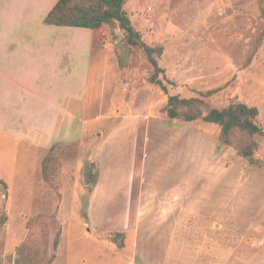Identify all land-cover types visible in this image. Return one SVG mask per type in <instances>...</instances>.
Instances as JSON below:
<instances>
[{"label":"rangeland","instance_id":"374dc122","mask_svg":"<svg viewBox=\"0 0 264 264\" xmlns=\"http://www.w3.org/2000/svg\"><path fill=\"white\" fill-rule=\"evenodd\" d=\"M259 1L126 0L125 10L149 44L164 48L159 64L174 83L165 82L172 94L198 98L199 93L217 90L205 99L209 108L245 103L259 109L258 123L264 128V36L256 40L264 30L260 20L264 0L262 5ZM15 10L16 14H31L37 24L31 33L41 32L45 17L33 0H17ZM101 30L108 37L110 61L120 83L123 80L126 87L131 86L126 89L130 95L124 108L129 110L136 94L145 89L148 100L145 95L144 102H151L153 116L167 127L198 131L197 185L177 190L183 203L189 195L196 197L198 214L182 217L180 231L165 249V264H264V139L257 138L259 147L248 161L233 147L217 149L218 127L202 121H170L168 97L149 83L152 67L143 52L131 51L130 60L129 50L120 41L121 32L107 25ZM114 32L119 40L113 39ZM118 92L116 100L122 102L120 87ZM119 120L113 115L101 129L87 133L80 147L71 145L60 154L61 163L68 166L62 182L69 188L76 176L85 189L78 193L74 218L66 219L64 212L53 217V201L43 204L38 199L42 192L56 196L42 178L44 157L38 171L39 159L29 149L11 153L5 163L0 157V264H13L15 258L16 264H148L155 258L152 238L157 231L124 237L114 233L126 232L118 230L130 227L137 218L134 214L119 216L109 211V215L94 218L90 212L92 187L100 174L95 160L98 132L106 135ZM78 163L82 166L75 171ZM90 220H95L92 232L84 226Z\"/></svg>","mask_w":264,"mask_h":264},{"label":"crops","instance_id":"0c3cea01","mask_svg":"<svg viewBox=\"0 0 264 264\" xmlns=\"http://www.w3.org/2000/svg\"><path fill=\"white\" fill-rule=\"evenodd\" d=\"M33 1L46 18L59 0ZM16 5L17 0H0V157L5 163L11 153L29 149L39 159L38 171L42 158L56 147L59 162L54 163L52 176L59 189L46 182L42 165L44 183L56 196L42 192L38 199L43 204L53 201V217L64 212L66 219L74 218L78 193L85 189L76 176L69 188L62 182L68 166L61 163L60 154L71 145L80 147L87 133L118 116L120 122L106 135L98 132L95 160L100 174L92 187L90 212L94 218L109 211L119 216L134 214L137 218L130 227L118 231L126 235L157 231L152 238L156 256L148 264H165V249L180 231L182 217L198 214L196 197L189 195L183 203L177 192L197 185L198 131L169 128L153 116L151 102H144L145 95L148 100L145 89L136 94L129 110L124 108L130 85L120 83L101 29L44 24L41 32L31 33L35 18L16 14ZM119 87L122 102L116 100ZM94 221L84 224L89 232L95 228Z\"/></svg>","mask_w":264,"mask_h":264},{"label":"trees","instance_id":"16d2710c","mask_svg":"<svg viewBox=\"0 0 264 264\" xmlns=\"http://www.w3.org/2000/svg\"><path fill=\"white\" fill-rule=\"evenodd\" d=\"M261 2L263 0L259 1L260 4ZM125 5L126 0H59L44 19V24L90 30H99L107 25L115 31L119 30L123 35L120 41L129 50V59L133 58L130 52L136 49L143 52L151 65L152 74L148 79L149 83L159 87L168 97L166 111L170 121L178 120L185 124L202 121L205 124L214 125L220 129L216 137L217 149L220 150L224 146L233 147L240 157L252 161L259 147L257 138L264 139V128L258 123L259 109L245 103H233L223 109L209 108L205 99L212 97L218 92L217 90L209 91L206 94L199 93L198 98L182 97L179 93L172 94L165 82L170 85H174V83L166 77V70L159 64V59L164 54V48L149 44L144 39L143 33L133 25L125 10ZM261 19L264 21V8H261ZM112 34L115 41L119 40L117 33ZM263 36L264 30L258 33L256 40L260 42ZM107 38L105 35L106 40ZM161 75L163 80L160 78ZM129 90H131V86ZM203 108L206 109L205 114L202 112ZM193 109L197 113H193ZM55 150L56 147L43 161V176L48 184L58 190L59 186L55 184L52 176L54 172L52 167L55 162H59ZM115 234L126 236L125 233Z\"/></svg>","mask_w":264,"mask_h":264}]
</instances>
